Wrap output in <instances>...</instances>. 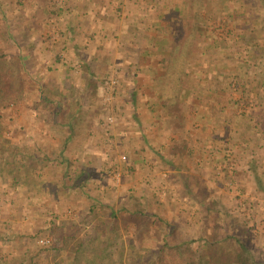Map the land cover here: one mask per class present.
<instances>
[{
    "label": "rangeland",
    "instance_id": "374dc122",
    "mask_svg": "<svg viewBox=\"0 0 264 264\" xmlns=\"http://www.w3.org/2000/svg\"><path fill=\"white\" fill-rule=\"evenodd\" d=\"M181 1L177 0L179 8H181ZM64 2L65 0H0V54L6 56L4 64L0 65V79L8 81L7 84L0 83V89L3 92L0 95V135L6 139V142H0L4 145L0 151V255L6 256L8 264H175L178 257V253H174L176 251H171L170 256L166 255L160 261L157 252L161 247L166 249L177 242L179 245L188 244L190 250L196 251L194 257L196 264H227L233 259V252L237 250V242H235L237 240L248 247L255 261L264 264V201H245L249 204L255 203L254 212L247 216L246 212L240 210L243 205L240 203L244 201L235 199L226 203L219 200L218 192L213 191L217 189L213 188L210 192L205 189L203 178L205 176L202 172H199L197 177L193 174L179 176L171 171L172 173H166L164 183L155 180L153 176L144 180L145 175H140L136 169L134 172H129L128 154L122 153V143L119 141L125 137L123 134L125 129L132 127L133 124L137 129L140 125H136L133 111L129 110L127 114L117 108L118 97L122 96L121 99H127L129 102L131 94L127 81H123L115 73L92 79L96 94L94 87L93 103L90 104L87 112H85L87 108L83 110L86 113L83 118L90 119L93 116L95 119L94 140L102 141L107 137L110 140L108 145H103L104 151L108 149L111 139L117 141V144L109 150L118 153L115 161L119 163L116 167L120 173L119 182L113 183V178L108 173H102L101 169V176L98 175L100 179H105L104 182L109 179V183L107 182L109 192L102 188V193L98 192L102 194L98 199L107 197L110 201H99L101 204L96 207V212L89 213L92 201L87 200V202L82 195L87 191L92 193V188L85 189L81 194L77 192L78 186H76L69 193L66 190L67 196H63L58 201L50 200L47 194L45 198L42 193L43 188L40 191L41 194L33 195L35 193L31 191L29 184L37 188L38 182L43 184L46 182L45 187H47L50 184L47 183L49 178L61 175L54 171L45 173L43 167L40 173L28 172L30 163L28 156L32 153L33 146L38 145L39 150L47 151L50 148L55 149L57 144L52 142V139H55L51 137L53 134L47 133L41 136L39 133L37 135L39 143L32 145L28 139L27 122L30 118L48 120L54 118L50 121L49 128L54 129L52 133L56 132L57 136H61L63 129L55 127L52 123H56L59 118L63 119L68 111H62L56 103L45 102L37 97L38 90L33 83L35 82L33 75L37 69H35L37 64L34 58L37 52L28 55L25 52L27 55L25 61L18 54L24 52L22 47L30 52L31 37L48 38L51 43L57 41L55 37L61 36L62 32L58 30L60 16L55 13L63 9ZM201 2L203 8L200 10L201 18L198 21L216 30L214 32L217 44L216 46L206 45L208 42L210 44L215 41L213 39L208 41L206 39L203 43L201 38L204 33L198 37L195 36L196 34L190 35L192 37L189 40H181L182 45H178L174 50L179 57L178 60L181 61L180 57L189 49L192 51V60L189 64L193 65L187 72V63L173 61V68L182 69L183 73L177 72L178 75L169 76L170 85L174 86L177 79V83L182 82L181 86L184 88L188 86L196 88V92L190 95V103L193 102L195 107L192 104L185 105L186 102L183 103L185 100H179V95L171 94L173 96L171 105L179 103L178 112L182 119L179 128L172 123L175 128L173 130L170 128L169 137H172L174 133L178 134L174 137L175 143L182 145L186 141L182 153L178 152L180 149L173 144L174 151L177 150V153L186 155L183 157L185 159L183 163L187 160L186 165L188 161H196V158L193 151L185 150L189 145L187 141L189 136L183 129L185 126L198 127L191 114L197 111L199 104L208 101L216 102V99L229 100V103L235 100L238 102L237 110H235L242 115L243 122L247 121V114L250 116L255 112L261 113L264 108V0H201ZM186 7L185 5L183 9L186 10ZM50 12L52 20L48 22L50 29L47 33L43 31L41 24H47L46 17ZM183 18L180 23L184 20ZM37 24H40V28ZM240 33H244L245 36L240 38ZM181 34L186 37L185 32L181 31ZM187 42H191L192 46L188 47ZM187 73H190V76ZM110 77L117 79L119 86L112 98L107 99L104 83ZM45 80L46 78L43 77V81ZM129 80L132 83L135 77L132 76ZM48 83H45L47 89L50 86ZM124 87L127 88L125 92L122 91ZM175 87L180 88V86ZM44 88L42 86L43 91ZM207 88L210 89V93H198ZM252 88L254 92H251ZM47 89L45 92L48 95ZM62 91L63 89L54 93L55 100L61 102L67 97ZM10 94L11 98L8 99ZM48 96L50 99L51 95ZM138 96L135 94L134 101L139 99ZM87 100L91 101L89 95ZM138 108L135 109L137 115L142 112ZM228 110L233 111L231 107ZM109 116L113 117V123L108 125ZM233 117H235L234 114L231 118ZM19 124L20 132L17 128ZM168 124H170L169 121L166 122L167 126ZM45 126L41 125L40 129L44 130ZM35 128L39 129L32 126L29 130L34 132ZM13 132H16V135L18 133L21 136L25 135L23 142L20 144L13 142ZM82 132L85 134V129L82 128ZM139 136L141 134H138ZM59 145L58 143L57 148L60 147ZM22 155L26 166L19 165L17 168L18 163L23 160ZM158 155L154 153L157 161ZM121 156H125L126 159L122 161ZM222 160L220 163L216 162L222 170L224 169L222 179L219 178V174H213L212 178H209L213 181L212 184L214 186L218 184V187L226 181L236 182L241 175L237 168L232 169L230 171L232 173L225 170ZM232 160L230 163H235ZM109 163L110 166L113 165V161ZM13 177H22V184L25 187L13 182ZM53 186L58 192L59 183H54ZM98 194L96 192L95 197ZM78 196L89 203L85 205L84 210L79 208L84 205V202ZM199 201L210 203L211 209L203 208ZM67 205L75 208L71 209ZM112 211L116 212L115 216H112ZM139 211L152 217L139 215ZM219 212L222 214L219 215ZM76 220H79L78 224ZM131 221L135 225L126 227V223ZM87 222H90L89 225ZM44 236H51L54 244L50 247L42 246L39 239ZM163 239L166 240L167 245L164 244ZM218 240L222 248L213 258L212 241ZM80 241L82 242L80 249L74 251L76 244ZM61 249L67 250L68 253L61 254ZM189 259H192V256H189Z\"/></svg>",
    "mask_w": 264,
    "mask_h": 264
},
{
    "label": "crops",
    "instance_id": "0c3cea01",
    "mask_svg": "<svg viewBox=\"0 0 264 264\" xmlns=\"http://www.w3.org/2000/svg\"><path fill=\"white\" fill-rule=\"evenodd\" d=\"M185 2L186 0L181 1V8H179L177 0H65L63 9L55 13L60 16L61 22H58V30L62 32L61 36L55 37L57 41L51 43L48 38L31 37L30 52L22 47L24 52H19L18 55H21L24 61L28 54H35V52L38 54L34 58L37 64L35 69H37L33 75L35 79L33 83L38 90L37 97L46 100L45 96L51 95L52 103L62 105L68 111L63 119L59 118L56 123H52L55 127L63 129L61 136H57L56 132L52 133L54 129L49 128L50 121L54 118L50 120L30 118L27 122L29 129L32 126L39 128H35L34 132L28 129V139L32 145L39 143L37 138L39 133L41 136L47 133L53 134L51 137L56 140L52 139V142L57 144V147L58 143L60 144L59 148H50L47 151L39 150L38 145L33 146L32 153L29 154L28 172L30 174L40 173L43 167L45 173L54 171L61 175L47 180L50 187H45L46 182L44 184L38 182L37 188L29 184L31 191L35 193L34 196L41 194L40 191L43 188L45 191L43 190L42 193L45 198L47 194L50 200L58 201L78 186L77 192L81 194L85 189L92 188V193L86 190L87 192L82 196L84 200L92 201L90 204L94 203L95 207L100 206L99 201H110L107 197L102 200L98 199L102 195L98 192L102 193L103 189L109 192L107 186L109 179L104 182L105 179H100L98 175L101 176L100 169L107 164L110 166L109 162L118 158V153L111 150L117 141L111 139L108 149L104 151L103 145H108L110 140L107 139L108 137L102 141L94 140L96 136H93L95 119L93 116L90 119L83 118L86 114L83 110L87 108L85 111L87 112L94 100L92 79L100 75L115 73L123 81H127L131 94L129 102L127 99H121L122 96L116 98L119 100L117 108L127 114L129 110L133 111L132 114L137 121L136 125H140L139 129L137 128L138 131L134 124L125 129L123 133L125 137L119 141L122 143V153L128 154L129 172H134L136 169L140 175L146 176H143L144 180L153 176L155 180L162 183H164L166 173L171 171L179 176L193 174L197 177L199 172H202L205 176L203 177L204 188L209 192L213 188L217 189L213 191L218 192L220 201H226V203L235 199L237 201H250V199L251 201H264V108L261 113L255 112L250 116L247 114V121L243 122L242 115L236 111L237 108L226 100L220 101L219 104L218 100L212 103L211 101L202 102L198 105L197 111L191 114L198 127L185 126L183 129L189 136L187 138L189 145L185 150L193 151L196 161H188L186 165L187 160L183 163L185 160L183 157L186 155L173 150V144H175V147L180 149L178 152L182 153L186 141L181 145L175 143L174 137L178 134L172 133V137H169L170 128L172 130L175 128L172 125L174 120L171 118L173 99L171 94L180 95L178 98L185 100L183 101V103L186 102L185 105L194 106L193 102L190 103V95L196 92L195 87L177 89L169 84V76L178 75L172 65L173 61H179L174 47H178L181 40H189L192 37L190 36L191 23L189 25L185 23L189 19L190 12ZM185 5L186 10L183 9ZM44 16L46 17L45 13ZM51 16L50 12L46 17L47 24H41L44 32H49L48 22L52 20ZM182 18L184 20L180 23ZM37 27L40 28V24H37ZM197 29L199 31L195 32V36H200V31L207 34V28L202 23L197 25ZM181 31L185 32L187 38L181 34ZM201 39L203 43L206 42L204 36ZM208 40L210 39L207 38ZM189 44L192 43L187 42V45ZM189 70L190 66H187V72ZM187 74L190 76V73ZM132 76L135 80L131 83L129 79ZM43 77L47 81H43ZM45 83L50 85L48 89ZM42 86L45 87L44 91ZM45 89L49 91L48 95ZM61 89L67 97L60 102L54 99L56 98L54 93ZM126 90L127 88L124 87L122 91ZM204 92L210 93V89L198 91V93ZM135 94L139 95L137 102L133 99ZM87 95L91 101L87 100ZM137 107L142 111L138 115L135 110ZM230 107L232 112L228 110ZM233 114L235 117L231 118ZM168 121L170 124L167 126ZM20 124L17 126L18 132H20ZM41 125H46L44 130L40 129ZM82 128L85 129L86 135L82 132ZM19 134L16 135V132H13L12 135L13 142L18 144L23 142L25 137ZM138 134L141 136L138 137ZM43 140L48 139L43 138ZM154 153L159 154L158 161ZM23 158L22 155L21 159ZM231 159L235 163H230ZM221 160L225 164V170L230 172L237 168L241 175L236 182L226 181L220 187L217 186L218 184L216 187L209 178H212L213 174H219V178L222 179L224 169L222 170V167L216 163H220ZM25 162L24 159L21 160L18 166L22 167V164H26ZM79 174H82L80 178ZM56 181L60 186L58 192L53 186L57 183ZM15 183L25 187L22 184V177L15 180ZM194 184H196L195 181ZM96 192L99 197H95ZM72 199L75 198L72 197ZM84 200L81 199L84 202L83 206L77 205L80 210H84L85 205L89 204ZM69 208L75 207L70 206ZM75 222L78 224L79 220ZM87 223L89 225L90 222ZM60 253L67 254L68 251L61 249Z\"/></svg>",
    "mask_w": 264,
    "mask_h": 264
},
{
    "label": "trees",
    "instance_id": "16d2710c",
    "mask_svg": "<svg viewBox=\"0 0 264 264\" xmlns=\"http://www.w3.org/2000/svg\"><path fill=\"white\" fill-rule=\"evenodd\" d=\"M194 1H197V2H194ZM206 2V1H205ZM185 4L188 6V8H189V10H190V12H189V19H187V21H186V25H189L190 23L192 24H190V27H192L191 28V30H190V35H194L195 34V32H197V31H199L198 29H197V25H199V24H201L202 22H199L198 21V19L199 18H201L200 16V13H201V9L203 8L202 6H201V4H203L202 2H201V0H186V2H185ZM194 5H196V7L194 8ZM207 29H206V32H207V34H204V38H210V40H215V41H212V43H210V44H206V45H214V46H216V44H217V38H216V34H215V32H216V30L215 29H212V28H208V27H206ZM242 30V29H241ZM215 31V32H214ZM200 33H202L201 31H200ZM209 35V36H208ZM243 36H245V34L244 33H240V38H243ZM182 45V44H181ZM192 46V44H189L188 45V47L189 46ZM176 47H174V49H175ZM191 52L192 51H190L189 49L187 50V52L186 53H184L183 54V56L182 57H180L181 58V61L179 60L178 62L179 63H187V65H186V68H187V66H192L193 64H189L190 62H191ZM204 55H207V53H203ZM5 55L3 54H0V65H3L4 64V59H5ZM175 70L178 72V73H180V74H182L183 73V70L182 69H176L175 68ZM0 71H1V68H0ZM172 77V76H171ZM171 79V78H170ZM180 80H181V78H179ZM6 80V79H5ZM5 80H3L2 78L0 79V83L1 84H7V82L5 81ZM176 82H174V87L175 86H180V88L179 89H182L183 88V86H181L182 85V82H179V83H177V79L175 80ZM5 82V83H4ZM178 84V85H177ZM93 86L95 87V85L93 84ZM249 91V90H248ZM251 92H254L253 91V88L251 89ZM3 92H2V90L0 89V95L2 94ZM95 94H96V87H95V92H94ZM173 95H177V94H173ZM4 96V95H3ZM180 96V95H179ZM9 97L11 98V94L7 97L8 99H9ZM173 97V96H172ZM7 98H5V99H7ZM45 99L46 100H44L45 102L46 101H49L50 103H52L51 101V98L49 99L48 97H45ZM216 100H218L217 102H218V104L219 103H221L220 102V99H216ZM228 102H229V100H228ZM231 103V105H233L234 107H237V105H238V102L237 101H231L230 102ZM58 105V104H57ZM60 107H61V110L62 111H66L65 109H64V106H62V105H59ZM59 108V107H58ZM171 112H172V114L174 115L172 118L174 119V121H173V124L175 125V127H177V128H179V127H181V119H182V117L179 115V110H180V105H179V103H176V104H173V105H171ZM60 109V108H59ZM56 115V114H55ZM6 142V139L3 137V136H1L0 135V142ZM66 143V142H65ZM64 146V145H63ZM4 148V145H2L1 143H0V151H2V149ZM64 148H65V146H64ZM28 159H29V156H28ZM107 161H108V159H107ZM121 161V160H120ZM20 164V163H19ZM113 165L112 166H108V164L107 165H105L104 166V168L103 169H101V172L102 173H105V174H109L111 177L113 176V174L117 171V166H118V162L117 161H115V160H113V163H112ZM22 166H26V165H24V164H22ZM17 168H18V165H17ZM111 170H113V171H111ZM82 176V174H79L78 175V177L80 178ZM18 178H20V177H13V179H12V181H14L15 182V180H18ZM80 185H82L81 183H80ZM200 202V205L203 207V208H205V207H207V209L209 210V209H211V204L210 203H206V202H204V201H199ZM95 204L93 203V204H91V207H89V213H95L96 212V207L94 206ZM110 209H112V208H110ZM91 210V211H90ZM113 212H115V211H112L111 212V214H112V216H115V214H116V212L115 213H113ZM222 213L221 212H219V215H221ZM139 215H144L145 217H152V215H149V214H146V213H143V211L141 212V211H139ZM158 220H160V219H158ZM129 223V224H128ZM135 225V223L133 222V221H131V222H127L126 223V227H132V226H134ZM165 238V237H164ZM164 240V239H163ZM235 242H237V246H236V248H237V250L235 251V252H233V259L230 261V262H228L227 264H261V263H258L257 261H255V259L253 258V256L250 254V252H249V249H248V247L244 244V243H242V242H240V241H235ZM81 241L80 242H78L76 245H77V247L74 249V251L76 250H79L80 249V247H81ZM54 244V243H53ZM164 244H166L167 245V243H166V240H164ZM219 244V245H218ZM166 245H165V247H166ZM212 245H213V258H214V256H217V254L218 253H220V251H221V248H222V246H221V242L218 240L217 242L215 241V242H213L212 241ZM52 246V245H51ZM163 248V249H162ZM171 251H176V252H174V253H178V257H177V260L175 261L176 263L175 264H196L195 263V261H196V258H194L195 256H196V251H192V250H190V246L188 245V244H185V243H182L181 245H179L177 242L174 244V245H172V246H168L166 249H164V247H161L159 250H158V252H157V257H158V260L160 261V259H163L164 258V256H166V255H168V256H170L171 255ZM186 253V254H185ZM185 254V255H184ZM189 256H192V259H189ZM5 255L3 254H1L0 255V264H8L9 262H7L6 261V259H5ZM197 259H198V263L200 262V257L198 256L197 257ZM213 264V263H212Z\"/></svg>",
    "mask_w": 264,
    "mask_h": 264
},
{
    "label": "built area",
    "instance_id": "2783aa9c",
    "mask_svg": "<svg viewBox=\"0 0 264 264\" xmlns=\"http://www.w3.org/2000/svg\"><path fill=\"white\" fill-rule=\"evenodd\" d=\"M118 81L117 79L113 78V77H110L107 81H105L104 83V88H105V91L107 92L106 93V96H107V99H111L113 94L116 93L118 91ZM113 117L112 116H109L107 118V124H112L113 123ZM126 159L125 156H121V160L124 161ZM120 173L119 171H116L112 178L114 180V182H119L120 180ZM245 201L247 200H244L243 203H240V204H243L242 207L240 208V210H242L241 212H246L247 216H249L250 214H252L254 212V204L251 202L250 204L247 202L245 203ZM251 201V199H250ZM39 243L42 245V246H45V247H50L52 244H53V239L51 236H44L42 238L39 239Z\"/></svg>",
    "mask_w": 264,
    "mask_h": 264
}]
</instances>
